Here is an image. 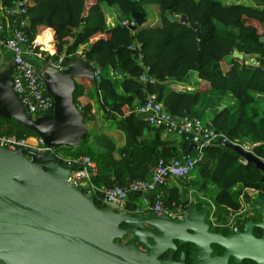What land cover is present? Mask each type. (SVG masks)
<instances>
[{
	"label": "trees",
	"instance_id": "obj_1",
	"mask_svg": "<svg viewBox=\"0 0 264 264\" xmlns=\"http://www.w3.org/2000/svg\"><path fill=\"white\" fill-rule=\"evenodd\" d=\"M253 1L1 0V3L7 8H17L22 2V17L26 19L22 29L28 50L39 52L42 60L49 62L61 53L69 58L82 49L84 59L101 68L95 81L75 76L73 100L86 123L95 115L92 105L80 104L78 96L85 89H95L103 120L122 131L124 143L118 146L103 131L87 129L78 144L57 146L59 151L68 156L87 154L94 159L98 172L93 181L97 185H123L133 178L149 177L159 158L180 156L189 145L183 137L166 131L162 125H152L136 112V106L152 93L171 114L206 119L202 121L228 138L203 147L194 168L200 179L188 177L171 182L165 187L164 196L167 207L173 204L205 207V202L202 205L201 201L189 200L188 183L182 182L196 183L199 189L211 183L216 187L214 220L223 222L230 213L241 209L243 200L252 201L247 192L241 196L244 186L256 189L264 198L261 170L252 161H242L234 148L224 144L235 139L258 141L252 152L264 159V66L245 62L246 55L258 59L264 55V0ZM103 3L117 4L120 18H130L133 9L146 11L147 5L152 6L155 21L143 22L134 29L118 20L108 25ZM181 14L186 21L175 19ZM194 23L200 30L199 36ZM137 43L140 50L129 47ZM234 50L243 56L234 55ZM114 69L121 75H113ZM142 73L155 80L140 79ZM192 74L199 81L204 80V84L191 81ZM186 85L193 87L185 88ZM4 132L18 137L37 135L22 122L0 114V133ZM139 198V192H130L125 209L133 212ZM94 200L98 206L105 205L98 192Z\"/></svg>",
	"mask_w": 264,
	"mask_h": 264
},
{
	"label": "water",
	"instance_id": "obj_2",
	"mask_svg": "<svg viewBox=\"0 0 264 264\" xmlns=\"http://www.w3.org/2000/svg\"><path fill=\"white\" fill-rule=\"evenodd\" d=\"M136 25L146 20V11L133 9ZM170 17H172L170 15ZM175 19L186 21L184 14ZM193 26L200 35L198 26ZM134 29L135 26H130ZM240 57L243 53L233 51ZM61 68L46 66L38 73L53 100L52 111L33 117L26 112L19 95L12 88L11 72L0 75V114L13 117L33 129L45 143L53 146L76 145L87 131L84 115L73 100L75 76L95 81L94 67L78 53L63 56ZM245 161L261 170L264 159L235 143ZM189 143L186 151H192ZM72 163L63 162L48 151L29 146L9 148L0 145V262L2 264H187L185 252L178 259L177 244H193L191 264H225L232 254L248 256L264 264V198L253 197L263 219L259 238H252L251 220L243 232L223 235L207 229V208L189 204L180 218L152 210L133 214L107 205H96L94 197L68 180ZM150 205L152 193L148 194ZM129 233L130 238L123 240ZM177 241V243L175 242ZM210 242L225 247L223 254L210 255ZM251 242V243H250ZM250 243V244H248ZM167 250L165 257H160Z\"/></svg>",
	"mask_w": 264,
	"mask_h": 264
},
{
	"label": "built area",
	"instance_id": "obj_3",
	"mask_svg": "<svg viewBox=\"0 0 264 264\" xmlns=\"http://www.w3.org/2000/svg\"><path fill=\"white\" fill-rule=\"evenodd\" d=\"M6 11L18 9L20 13L24 11L22 2H19L17 8L4 7ZM119 12L110 10L105 21L108 25H113L117 20L120 24L128 27L135 26L136 19L132 16L130 18L118 17ZM26 19L20 18L18 25L12 27L7 36H2L4 31V22L0 18V39L3 40V45L12 53V60L14 64V72L12 75V88L19 95L26 112L33 117L46 114L49 109L53 107V100L45 89L43 79L38 73L36 66L25 55L28 49L27 36L22 29L25 25ZM133 49L140 50V44L129 45ZM26 50H25V49ZM77 53L84 56L82 49H77ZM64 54L61 53L57 59H50L49 63L52 66L61 68V61ZM142 53L138 52L140 58ZM245 62L253 65L264 66V55L260 59L255 55H246ZM94 67V77L99 78L101 75V68L95 66L93 62H88ZM115 76H120L121 72L118 69L111 70ZM140 79L154 81L155 77L142 73ZM191 85H186L185 88H192ZM136 112L139 113L145 120L152 125L164 126L166 131L171 132L177 136L183 137L189 143H193L192 150L196 153L193 155L191 151H186L180 156H172L168 159L159 158L157 162L151 167L149 177L147 178H133L126 184H114L111 186L97 185L93 181L94 176L98 172V167L94 159L87 154H79L77 156H68L59 151L57 146L45 143L43 138L39 135L34 136L35 141L30 142L29 137H18L13 133H0V145L9 148L16 146H29L40 151H48L55 154L63 162L72 163L73 167L68 175V180L75 186H81L83 192L93 197L100 193L102 202L115 209L125 211L130 192H139V203L133 212H141L152 210L155 213L167 214L171 218H180L186 211L185 206L180 204H173L172 207L164 205L165 187L171 182L176 183L179 179L184 180L189 177L190 172L195 168L196 162L201 158V151L204 146H207L215 141H228L227 137L217 132L209 124H205L201 118L190 115H173L165 110L163 103L156 100L154 94H148L147 99L136 106ZM218 136H222L220 139ZM231 143L240 145L243 150L251 151L252 148L258 144V141L249 140H232ZM257 190L252 187H243L241 189V196L247 192L251 197ZM152 193V204L148 194ZM244 202V200H243ZM214 219V215L211 216Z\"/></svg>",
	"mask_w": 264,
	"mask_h": 264
},
{
	"label": "crops",
	"instance_id": "obj_4",
	"mask_svg": "<svg viewBox=\"0 0 264 264\" xmlns=\"http://www.w3.org/2000/svg\"><path fill=\"white\" fill-rule=\"evenodd\" d=\"M103 11L106 17L108 12L105 10ZM0 18L3 20L5 24L4 31H2L1 34L4 37L9 34L12 27L18 25L20 18H22V14L18 9L6 11L0 0ZM25 55H27V57L36 66L37 70L41 68L43 69L44 67L49 65L51 66L49 62L42 60L43 56L39 52H33L27 49ZM5 72H11V76H12L14 72V64L12 60L11 51L3 45V40L0 39V75H3V73ZM77 80H79V78ZM96 94L97 91L93 88H90V89H85L83 94L78 96V101L80 104H85L89 102L92 105L91 110L95 115L93 119L86 122V127L87 129H91L94 131H103L115 141L116 145L121 146L124 143L123 133L121 130L117 129L116 127L109 125L106 120H103L101 116V112L98 109ZM29 141L34 142L35 141L34 136H30Z\"/></svg>",
	"mask_w": 264,
	"mask_h": 264
},
{
	"label": "flooded vegetation",
	"instance_id": "obj_5",
	"mask_svg": "<svg viewBox=\"0 0 264 264\" xmlns=\"http://www.w3.org/2000/svg\"><path fill=\"white\" fill-rule=\"evenodd\" d=\"M254 190H256V189H254ZM258 195H259L258 191H256L255 194L253 195V197L258 196ZM251 202L254 203L253 200ZM251 207H252L251 209L250 208H248V209L244 208L242 210L240 209L236 212H233L236 214V216L234 215L233 217H228L226 219L227 221H223V222H219V221H216L214 219H211L208 216L209 213L207 212L205 215V221L209 222L207 229L211 232H219L223 235L232 234L235 232L236 229L239 232H243L245 223L248 220H251L253 223L251 225L252 238H259L263 234V229L254 223L261 221L263 219V215H262V213H260L258 211L256 204H255V206H251ZM202 208H206V207H201V208L198 207V209H202ZM132 213L136 214L139 212H132ZM207 216L209 217V219H207ZM130 237H131L130 234L126 233L123 235V240L129 239ZM175 242L177 243L176 240H175ZM250 243H248V244H250ZM209 246L211 248L210 249V255H221V254H223V252L225 250V247L218 242H210ZM192 249H193V244L191 242L185 241L182 244H177L176 248L173 252V257H174V259H178L180 252L184 251L186 263L191 264L192 259L189 258V252ZM166 254H167V250L160 257H165ZM225 264H259V263L257 261H255L254 259H252L251 257H248V256H239V260L237 261V260H235L234 255L229 254V256H227V260H226Z\"/></svg>",
	"mask_w": 264,
	"mask_h": 264
},
{
	"label": "rangeland",
	"instance_id": "obj_6",
	"mask_svg": "<svg viewBox=\"0 0 264 264\" xmlns=\"http://www.w3.org/2000/svg\"><path fill=\"white\" fill-rule=\"evenodd\" d=\"M222 1H224V2H245V3H253L254 2L253 0H222ZM102 8H103V10H105L107 12H109L112 9L115 10L116 13L121 11L117 4L116 5H107V4L103 3ZM146 12H147V17H146V20L144 21V23H146V24L153 23V21H155V16H156L154 7L147 5L146 6ZM190 79L195 80L196 83H199L200 85L204 84V80L200 79V81H199V78H197L195 74H192L190 76ZM204 120H206V119H204ZM241 160L245 161L244 158H242ZM189 177L193 180L200 179L195 169H193L190 172ZM182 183L183 184L188 183V185H187L188 190L187 191H188V197H189L190 201H195V202L201 201L202 205H203V202H205L204 203L205 207L207 208V212L209 213L208 216L211 218V216L214 215L213 211H214L215 204H214L213 198H214V195L216 192V187L213 184L208 183L206 185V188L199 189L198 186H196V183L189 182V181H185ZM179 186L181 188L183 187L181 183L179 184ZM242 203H243V205L241 207V210L244 208H247V209L250 208L251 209L252 208L251 206H255V203H252L251 201H244ZM234 215L236 216V214L232 212L227 216V218L233 217ZM208 216H207V219H209ZM225 221H227V220H225Z\"/></svg>",
	"mask_w": 264,
	"mask_h": 264
},
{
	"label": "clouds",
	"instance_id": "obj_7",
	"mask_svg": "<svg viewBox=\"0 0 264 264\" xmlns=\"http://www.w3.org/2000/svg\"><path fill=\"white\" fill-rule=\"evenodd\" d=\"M77 53V52H76ZM253 199V198H252Z\"/></svg>",
	"mask_w": 264,
	"mask_h": 264
}]
</instances>
